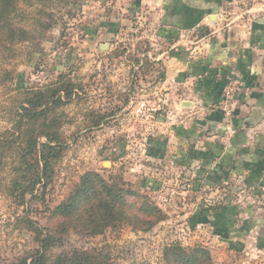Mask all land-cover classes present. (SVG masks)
Instances as JSON below:
<instances>
[{"label": "rangeland", "instance_id": "rangeland-1", "mask_svg": "<svg viewBox=\"0 0 264 264\" xmlns=\"http://www.w3.org/2000/svg\"><path fill=\"white\" fill-rule=\"evenodd\" d=\"M20 6L28 16L26 25L33 29V40L16 45L15 55L3 64L11 78L0 76V136L16 130V111L28 94L66 88L69 81L74 90L70 100L55 110L65 150L46 193L40 195L39 189L37 198L21 202L5 191L10 170L0 172V264L15 261L37 246L29 218L41 228L57 226L53 210L73 194L88 172L147 196L164 220L147 230L124 222L103 235L71 232L67 249H104L112 264H167L166 249L178 244L183 253L207 249L211 264H248L246 253L229 251L217 238L228 240L233 225L227 220L219 226L221 222L216 224L211 215L210 208L216 212L220 200L216 190H194L190 178L167 167L168 137L161 124L156 125L167 114L161 91L153 83L163 71L158 67L151 81L139 83L153 69L152 59L144 54L154 48L147 46L145 21L141 24L131 17L122 27L118 0H21ZM113 23L118 24L117 30ZM107 29L121 33L101 36L99 32ZM112 44L117 46L113 51ZM141 60L146 64L137 68ZM22 86L30 91L19 89ZM61 94L65 100V93ZM207 209L211 215L207 221L195 216Z\"/></svg>", "mask_w": 264, "mask_h": 264}, {"label": "crops", "instance_id": "crops-1", "mask_svg": "<svg viewBox=\"0 0 264 264\" xmlns=\"http://www.w3.org/2000/svg\"><path fill=\"white\" fill-rule=\"evenodd\" d=\"M118 3L122 27L131 17L144 20L147 46L154 45L144 53L153 69L139 83L163 71L153 83L167 114L156 121L168 137L167 167L190 178L194 190H216L219 221L233 225L228 240L217 238L229 251L246 253V263L264 264V0ZM119 30L99 33L113 37ZM230 83L235 91L225 111Z\"/></svg>", "mask_w": 264, "mask_h": 264}, {"label": "trees", "instance_id": "trees-1", "mask_svg": "<svg viewBox=\"0 0 264 264\" xmlns=\"http://www.w3.org/2000/svg\"><path fill=\"white\" fill-rule=\"evenodd\" d=\"M20 3L21 0H0L2 80L11 78L3 70V64L15 55L16 45L33 40V29L26 25L28 16ZM19 89L30 88L22 86ZM73 90L69 81L66 88L61 86L28 94L17 108L16 130L12 134L7 131L0 136V172L9 169L11 173L5 191L21 202H25L30 196L37 198L39 189H42L40 195H44L52 184L56 163L65 150L59 126L60 115L57 116L55 110L70 100ZM62 92L65 93V100ZM126 186L128 185L120 181L109 182L99 173L84 174L73 194L53 210V218L59 220L57 226L51 229L41 228L29 218V229L35 235L37 246L15 261L5 264H112L109 252L104 249H67V237L71 232L89 236L103 235L108 229L118 228L124 222L147 230L164 220L162 211L147 196H141L140 192ZM210 210L215 223L219 224L222 212H214V208ZM208 211L209 209L201 210L195 216L205 217L207 221V216H211ZM147 217L149 220H144ZM214 226L216 228L218 225ZM219 226L225 225L221 223ZM57 248L62 250L55 252ZM182 250L184 248L178 244L167 248V264L212 262L211 254L205 248L196 247L191 253L185 251L187 254Z\"/></svg>", "mask_w": 264, "mask_h": 264}, {"label": "built area", "instance_id": "built-area-1", "mask_svg": "<svg viewBox=\"0 0 264 264\" xmlns=\"http://www.w3.org/2000/svg\"><path fill=\"white\" fill-rule=\"evenodd\" d=\"M234 91H235V84L234 83L228 84V86L225 88L224 98L222 101V104H223L225 111L229 110L230 99L232 98Z\"/></svg>", "mask_w": 264, "mask_h": 264}]
</instances>
